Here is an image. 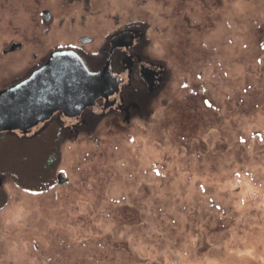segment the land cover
I'll use <instances>...</instances> for the list:
<instances>
[{
    "label": "rangeland",
    "instance_id": "rangeland-1",
    "mask_svg": "<svg viewBox=\"0 0 264 264\" xmlns=\"http://www.w3.org/2000/svg\"><path fill=\"white\" fill-rule=\"evenodd\" d=\"M128 26L165 75L150 114L1 144L0 264H264V0H0V91Z\"/></svg>",
    "mask_w": 264,
    "mask_h": 264
},
{
    "label": "water",
    "instance_id": "water-1",
    "mask_svg": "<svg viewBox=\"0 0 264 264\" xmlns=\"http://www.w3.org/2000/svg\"><path fill=\"white\" fill-rule=\"evenodd\" d=\"M123 38L112 39V50ZM110 61L111 57L92 72L71 50L51 54L28 78L0 91V135L18 132L26 136L57 113L78 118L99 98L107 101L121 84L109 69Z\"/></svg>",
    "mask_w": 264,
    "mask_h": 264
},
{
    "label": "flooded vegetation",
    "instance_id": "flooded-vegetation-1",
    "mask_svg": "<svg viewBox=\"0 0 264 264\" xmlns=\"http://www.w3.org/2000/svg\"><path fill=\"white\" fill-rule=\"evenodd\" d=\"M41 19L42 20L38 21V30L45 33V25L49 23L46 11L41 13ZM119 35H124V38L120 41L118 40L120 46H117L112 50V39ZM144 37L145 34L142 30H138L136 26H128L126 28H120L109 35L106 38L105 43L102 44L103 47H100L97 50L86 51L84 46L91 43L92 40L83 37L79 39L78 45L75 47L63 46L60 50L51 51L50 55L58 51L71 50L83 59V56H91L92 58L98 59V61L100 60V63L102 64L97 63V67H89L92 72L99 71L104 66L105 62L111 57L109 69L113 76H116L121 82L117 94L110 97L107 101L104 98L96 100L95 105L92 108L102 106V114L97 115V113L92 112V108L87 109L81 114L83 120L79 119L81 116L76 118L77 120L79 119V121L72 125L71 128H61L63 129V133L74 131L77 135L84 127L87 131L93 120L97 118L96 116L102 118L103 116L108 115V117H114L121 120V122L124 121L125 123H128L131 116H136L138 118L142 117L143 119V115H145L146 118L150 114V109L147 105H150V107L152 106V100L154 101V97H156V94L158 93L157 91L161 89L165 80V75H163L159 68L152 63H147L146 43ZM17 47L18 46L13 47L10 45L7 52H10ZM155 92L156 94L153 95ZM54 118H58L59 120L63 119V121L69 120L70 122L75 119L66 118L60 113L55 114L52 119ZM85 118H87V120H84ZM47 125L48 124L43 127L46 128ZM57 132L60 133V130L58 129ZM30 133L28 135H30ZM57 181L58 184L64 182L61 177H58ZM1 182L2 181H0V188L2 186Z\"/></svg>",
    "mask_w": 264,
    "mask_h": 264
},
{
    "label": "trees",
    "instance_id": "trees-1",
    "mask_svg": "<svg viewBox=\"0 0 264 264\" xmlns=\"http://www.w3.org/2000/svg\"><path fill=\"white\" fill-rule=\"evenodd\" d=\"M105 59V58H104ZM103 59V60H104ZM102 60V61H103ZM87 61H88V64H89V66H90V68H93L94 66H96L97 65V63H100V60L98 61V59H95V58H88L87 59ZM96 61V62H95ZM90 62H92V64H90ZM100 64H102V63H100ZM100 64H98V65H100ZM97 67V66H96ZM53 120V119H52ZM47 126H49V125H47ZM47 126H46V128H47ZM52 126V125H51ZM55 128V127H54ZM58 129L60 130V132L62 131V129H61V127H59L58 126ZM63 132V131H62ZM8 138H14V139H16V140H18V138H17V135L15 134V133H10V134H1L0 135V145L1 144H4V145H6L5 143H6V141H7V139ZM49 161H48V164L46 165V171H48V170H50L51 169V167H50V165L54 162V163H56V162H58L59 161V157H58V152H56V153H54L53 155H52V157H49V159H48ZM2 178L3 179H5L6 177H5V175H3L2 176ZM1 177H0V179H2ZM36 181V180H35ZM3 194V191H1V189H0V210H1V208L4 206L3 204V202H4V195H2Z\"/></svg>",
    "mask_w": 264,
    "mask_h": 264
},
{
    "label": "snow or ice",
    "instance_id": "snow-or-ice-1",
    "mask_svg": "<svg viewBox=\"0 0 264 264\" xmlns=\"http://www.w3.org/2000/svg\"><path fill=\"white\" fill-rule=\"evenodd\" d=\"M185 87H187V85H185ZM204 103L208 106L211 107L212 105L209 103V101L205 100ZM243 142V141H242Z\"/></svg>",
    "mask_w": 264,
    "mask_h": 264
},
{
    "label": "bare ground",
    "instance_id": "bare-ground-1",
    "mask_svg": "<svg viewBox=\"0 0 264 264\" xmlns=\"http://www.w3.org/2000/svg\"><path fill=\"white\" fill-rule=\"evenodd\" d=\"M81 57V56H80Z\"/></svg>",
    "mask_w": 264,
    "mask_h": 264
}]
</instances>
